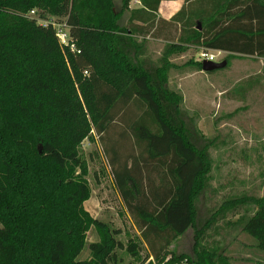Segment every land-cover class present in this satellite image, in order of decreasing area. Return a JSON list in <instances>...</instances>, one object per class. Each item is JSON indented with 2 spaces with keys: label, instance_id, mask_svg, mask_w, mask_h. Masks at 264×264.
Wrapping results in <instances>:
<instances>
[{
  "label": "trees",
  "instance_id": "obj_1",
  "mask_svg": "<svg viewBox=\"0 0 264 264\" xmlns=\"http://www.w3.org/2000/svg\"><path fill=\"white\" fill-rule=\"evenodd\" d=\"M141 1L121 25L129 0L118 11L114 0H0V264H116L120 248L134 264L214 261L216 249L197 241L196 259L176 249L196 226L212 141L201 144L183 96L169 86V56L195 46L226 50L227 60L264 59V0H189L172 17L182 23L178 39L167 42L156 62L142 48L155 34L161 0ZM32 9L35 16L28 15ZM51 16L66 20L76 49L60 44L52 23L39 22ZM263 79L264 64L233 92L245 98ZM119 119L121 141L132 143L126 156L121 141L111 142L110 127ZM93 130L107 139L117 187L141 231L126 245L120 229L85 206L91 187L80 145ZM228 205L264 251V194ZM92 228L98 239L80 258Z\"/></svg>",
  "mask_w": 264,
  "mask_h": 264
},
{
  "label": "rangeland",
  "instance_id": "obj_2",
  "mask_svg": "<svg viewBox=\"0 0 264 264\" xmlns=\"http://www.w3.org/2000/svg\"><path fill=\"white\" fill-rule=\"evenodd\" d=\"M132 1L129 0V6L119 20L121 25L129 23ZM114 3L117 11L122 9V0H114ZM179 4V0H168L160 13L167 6L176 8ZM51 18L59 20L56 16ZM167 44L147 38L142 56L156 62ZM200 51L201 47L189 46L187 50L169 56L174 63L168 73L169 86L183 96L182 108L194 118V125L199 130L197 136H204L201 144L208 139L212 141L208 148L212 166L208 186L196 198V226L180 236L176 249L196 259L194 246L197 241L209 249H216L212 264H264V251L258 249L256 240L236 223L238 215H233L231 209L227 208L231 199L264 194V80L246 92L245 98L233 92L239 81L259 72L263 65L262 58L254 55L235 56L223 68L204 71L197 63L202 61ZM214 53L216 60L224 59V53ZM87 74L88 71H85ZM123 130L122 120L113 123L110 127L111 142L121 141ZM105 141L93 130L92 137L85 138L80 145V151L88 163L87 179L91 187V196L88 202L85 201V206L95 217L120 229L118 237L126 245L131 237L138 240L141 231L136 225V216L127 208L119 192ZM121 144L125 148L121 152L126 156L132 143L123 140ZM222 208H226L224 212ZM243 209L241 207V211ZM207 220L209 222L206 224ZM97 236L94 228L89 230L80 258L90 255L89 243L97 240ZM148 252L144 244L142 255ZM134 263L135 260L125 248L118 249L116 264Z\"/></svg>",
  "mask_w": 264,
  "mask_h": 264
},
{
  "label": "crops",
  "instance_id": "obj_3",
  "mask_svg": "<svg viewBox=\"0 0 264 264\" xmlns=\"http://www.w3.org/2000/svg\"><path fill=\"white\" fill-rule=\"evenodd\" d=\"M166 1H168V0H161L160 1L159 8L156 11V14H157V16H156V22H155L154 26H152V29H151V32L154 31L155 34L152 35V33H148L147 38H149V39L159 40V41H165V42H168L169 40H171V38H175V40L178 39V35L180 34L181 29H182V23L180 21H172V17L182 7L189 6V0H179V2H180L179 6H176V8H173L174 6L173 7L172 6H167L165 8V11L162 12V14H161L160 13V10L162 9V7H164L163 4ZM142 6H143V3H142L141 0H133L131 2V4H130V11H129L130 14H131V11L133 9H137V8L142 7ZM199 6H200V3H197V4L196 3H194V4L192 3V7L196 8V9L198 8V10H199ZM178 7L179 8L181 7V8L179 9ZM177 9H179V10H177ZM134 21L135 22H140V20H138V19H135ZM202 48H205V47H201V49ZM208 49L210 51H212V52H215V51H218L219 50V49H213V48H208ZM221 51H223V53L225 55L227 54V51L226 50H221ZM244 56H249V55L245 54ZM251 56H253V55H251ZM261 62L264 64V59L263 58L261 59ZM262 68H263V65L260 68L259 72L262 70ZM215 70H218V69H215ZM215 70H212V71H215ZM251 75H253V74H251ZM249 76L250 75H248L246 78H248ZM88 201H89V199L86 200V202H88Z\"/></svg>",
  "mask_w": 264,
  "mask_h": 264
},
{
  "label": "built area",
  "instance_id": "obj_4",
  "mask_svg": "<svg viewBox=\"0 0 264 264\" xmlns=\"http://www.w3.org/2000/svg\"><path fill=\"white\" fill-rule=\"evenodd\" d=\"M36 13L35 9H32L28 15L29 16H35L34 14ZM39 22L43 23V24H48V23H52V25L54 26L55 30H56V34L59 38L60 44L62 46L68 45L71 41V36L69 33V25L66 22V20H57V19H43V18H39ZM71 48L76 49V46L74 43H70ZM218 53H223V51L218 50ZM200 57L201 59H209V60H216V54L212 51H210L207 48H202L200 51Z\"/></svg>",
  "mask_w": 264,
  "mask_h": 264
},
{
  "label": "water",
  "instance_id": "obj_5",
  "mask_svg": "<svg viewBox=\"0 0 264 264\" xmlns=\"http://www.w3.org/2000/svg\"><path fill=\"white\" fill-rule=\"evenodd\" d=\"M227 64H228L227 59H223L221 61L204 59L202 61V68L205 71H212L215 69L223 68V67L227 66Z\"/></svg>",
  "mask_w": 264,
  "mask_h": 264
}]
</instances>
